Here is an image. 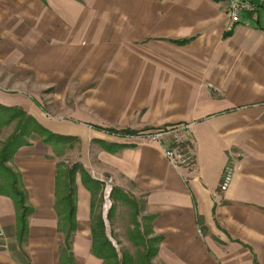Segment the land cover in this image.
<instances>
[{
  "label": "crops",
  "instance_id": "1",
  "mask_svg": "<svg viewBox=\"0 0 264 264\" xmlns=\"http://www.w3.org/2000/svg\"><path fill=\"white\" fill-rule=\"evenodd\" d=\"M248 22L231 24L226 0H0V106L73 138L59 153L23 136L4 162L28 213L20 233L0 186V264H101L90 217L115 248L114 210L150 264H264V2ZM48 87L51 110L34 95ZM180 124L193 161L173 168L141 133ZM65 151L78 168L67 248L53 209Z\"/></svg>",
  "mask_w": 264,
  "mask_h": 264
},
{
  "label": "trees",
  "instance_id": "2",
  "mask_svg": "<svg viewBox=\"0 0 264 264\" xmlns=\"http://www.w3.org/2000/svg\"><path fill=\"white\" fill-rule=\"evenodd\" d=\"M4 115V118L2 117ZM13 120H19L21 125L18 124L16 129L9 135V137L2 143L0 147V186L9 184V191L6 192L10 195L15 203V217L16 227L20 233L25 231V217L28 213L27 207L20 204L21 194L14 187L15 175L6 167L4 162L13 154V152L21 146L24 142L23 136H29L31 132L36 133L41 138V142L48 144L52 149H57L58 145H69L73 138L53 135L51 132L40 127L35 121L26 116L21 110L17 108H7L0 106V124L9 123ZM110 132V131H108ZM112 132V131H111ZM123 133V131H119ZM129 131H124V133ZM24 145V144H23ZM77 165L70 166L69 168L62 169L60 163L56 165L54 171V180L56 188L61 187V197L56 196V201L53 209L58 217L57 230L64 234V247L67 248L68 240L71 232L74 230V206L72 204V189L74 174L77 171ZM82 180L86 183L98 185L97 182L85 178L82 174ZM112 191V190H111ZM110 191V194H111ZM111 196V195H110ZM90 217V237L91 246L90 253L94 257L101 260V264H150L149 260L153 256V249L145 246L144 252L136 253L134 257L128 253L121 252L120 254L111 246L110 242L106 239L103 233V222L100 213H92ZM132 240H136L133 238Z\"/></svg>",
  "mask_w": 264,
  "mask_h": 264
},
{
  "label": "built area",
  "instance_id": "3",
  "mask_svg": "<svg viewBox=\"0 0 264 264\" xmlns=\"http://www.w3.org/2000/svg\"><path fill=\"white\" fill-rule=\"evenodd\" d=\"M264 0H226V14L231 24L242 23L247 25L250 17ZM187 125H174L169 127L156 128L154 131L142 132V136L151 143H158L161 146L162 154L167 163L173 168L188 166L192 163L193 157L188 147L182 143L179 134L186 132ZM167 137L169 144L161 145L163 139ZM105 180L104 195L109 192L111 179ZM227 180V177H226Z\"/></svg>",
  "mask_w": 264,
  "mask_h": 264
},
{
  "label": "rangeland",
  "instance_id": "4",
  "mask_svg": "<svg viewBox=\"0 0 264 264\" xmlns=\"http://www.w3.org/2000/svg\"><path fill=\"white\" fill-rule=\"evenodd\" d=\"M70 63H72V62H70ZM53 90H54L53 87H48V88L42 90L41 93L34 94L35 97L40 101V103H42V105L44 107H47L49 110H51L50 109V105L52 103L51 100L53 101L54 99H57L55 94H53ZM64 96L67 99V97L70 96V95L67 94V95H64ZM2 117L4 118V115ZM18 124L21 125L19 120H13V121L9 122L7 127H4V129L1 130L0 139L3 138L8 132L12 133L16 129V126H18ZM33 135H36L38 137V135L36 133L31 132L30 135H29V138H32ZM53 135L56 136L57 134H53ZM65 137H67V136H65ZM38 138L40 139V136ZM69 145H70V147L72 149L73 142H71ZM57 149H58V151H60L59 153H62L61 152L62 150H61L60 147H57ZM57 149H55V151ZM65 153L66 154H65L64 160L67 163H65L64 167L70 166L69 164L73 160L72 151H69V152L65 151ZM58 160H61L60 157L58 158ZM107 199L104 198L103 196L101 197V205H100L101 206V210L100 211H101L102 216H104L105 210L108 211V208H109V205H110L109 199L108 200ZM128 219H129V217H128V215H126V212L122 214V212H119V211L116 212V210H114L113 218H112V224L111 225H112L113 229H116L118 231V232H114V235H120V237H118V238L115 237L112 242H113V244L115 242L114 246L116 245V247L114 249L117 251L118 254H120L121 252H128L129 255L134 257L136 255V252H135L136 248L130 247L128 245V243H127V239L123 238L121 234H117V233H121V230H124L127 227V225L129 224V220Z\"/></svg>",
  "mask_w": 264,
  "mask_h": 264
}]
</instances>
